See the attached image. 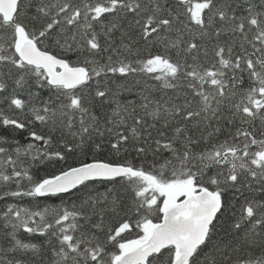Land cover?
Wrapping results in <instances>:
<instances>
[{
  "label": "snow or ice",
  "instance_id": "6c2138e0",
  "mask_svg": "<svg viewBox=\"0 0 264 264\" xmlns=\"http://www.w3.org/2000/svg\"><path fill=\"white\" fill-rule=\"evenodd\" d=\"M0 202V264H264V0H0Z\"/></svg>",
  "mask_w": 264,
  "mask_h": 264
},
{
  "label": "trees",
  "instance_id": "16d2710c",
  "mask_svg": "<svg viewBox=\"0 0 264 264\" xmlns=\"http://www.w3.org/2000/svg\"><path fill=\"white\" fill-rule=\"evenodd\" d=\"M122 98H125V99H132V98H134V97H130V96H128V94H122ZM39 127V126H38ZM3 202H0V204H2ZM22 203L24 204V205H28L29 203H30V200H29V198H25L24 199V201H22ZM47 203H59V201L58 200H56L55 198L53 199V200H50V201H47Z\"/></svg>",
  "mask_w": 264,
  "mask_h": 264
}]
</instances>
